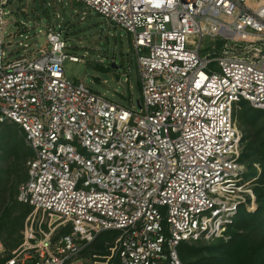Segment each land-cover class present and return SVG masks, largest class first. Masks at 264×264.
<instances>
[{
  "label": "built area",
  "instance_id": "obj_1",
  "mask_svg": "<svg viewBox=\"0 0 264 264\" xmlns=\"http://www.w3.org/2000/svg\"><path fill=\"white\" fill-rule=\"evenodd\" d=\"M15 1L0 0V125L33 151L18 194L32 210L0 264H184L182 242L231 240L257 206L235 111L264 109V0H80L131 34L139 109L65 76L82 59L61 27L20 48Z\"/></svg>",
  "mask_w": 264,
  "mask_h": 264
},
{
  "label": "rangeland",
  "instance_id": "obj_2",
  "mask_svg": "<svg viewBox=\"0 0 264 264\" xmlns=\"http://www.w3.org/2000/svg\"><path fill=\"white\" fill-rule=\"evenodd\" d=\"M9 10L11 14L7 18L12 23L9 32L16 34L15 41L21 44L20 48H26V44L32 46L38 36L42 33L46 34L49 28L61 27L68 41L66 51L82 59L79 62L67 59L63 65L65 76L84 82L108 99L126 107L139 109L142 90L136 54L132 36L125 29L109 24L97 11L80 0H22L13 2ZM19 27L23 30H18ZM249 105L253 106L250 102ZM5 124L13 125V131L15 130L16 133L10 140L1 142L0 154L20 138L22 142L24 140L26 147L30 148L26 134L24 138L23 133L18 130L19 125L12 122ZM2 126L0 125V132L3 130ZM239 129L243 138L244 127L239 126ZM2 156L0 155V166L7 163ZM30 157L31 155L26 159L21 157L17 176L23 177L28 170ZM259 165L256 164L257 167ZM256 169L249 168L246 177L251 178ZM23 182L18 184V190ZM242 209L240 208L241 211ZM113 241H107L105 244L108 246ZM201 242L200 244L190 242V244L201 248L216 241L201 240Z\"/></svg>",
  "mask_w": 264,
  "mask_h": 264
},
{
  "label": "trees",
  "instance_id": "obj_3",
  "mask_svg": "<svg viewBox=\"0 0 264 264\" xmlns=\"http://www.w3.org/2000/svg\"><path fill=\"white\" fill-rule=\"evenodd\" d=\"M235 114L237 124L244 127L241 161L248 169L251 167L256 169L257 163L262 167L258 178L257 169L252 176L255 178L253 190L256 195V209L248 212L243 208L235 217L228 228L231 235L228 242L215 240V243L201 248L191 245L190 242H182L179 246V255L184 264H264V110L250 106L248 101L242 100L238 103ZM1 125L3 130L0 132V144L10 140L16 133L13 131V125L5 123ZM18 130L25 138L24 130L20 126ZM0 155L7 161L0 166V238L6 248L5 258L0 262H5L12 251L22 243L24 223L32 210L30 205L18 199V184L27 180L28 170L23 177H19L17 169L21 157L25 159L30 155L32 157L33 151L26 147L24 140L22 142L20 138L12 146L6 147L5 152ZM14 174L16 175L13 176ZM116 235V232L102 233L93 243L92 251L106 253L108 246L105 243L114 240ZM192 243L202 242L199 240Z\"/></svg>",
  "mask_w": 264,
  "mask_h": 264
}]
</instances>
